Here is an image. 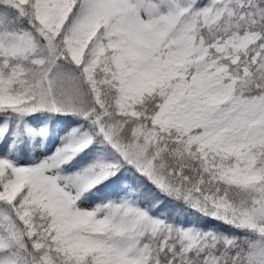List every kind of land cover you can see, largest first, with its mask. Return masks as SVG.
<instances>
[{
    "label": "snow or ice",
    "instance_id": "6c2138e0",
    "mask_svg": "<svg viewBox=\"0 0 264 264\" xmlns=\"http://www.w3.org/2000/svg\"><path fill=\"white\" fill-rule=\"evenodd\" d=\"M0 264H264V0H0Z\"/></svg>",
    "mask_w": 264,
    "mask_h": 264
}]
</instances>
